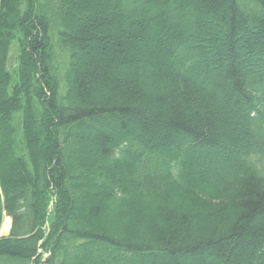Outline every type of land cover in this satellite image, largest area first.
Masks as SVG:
<instances>
[{
	"label": "trees",
	"instance_id": "1",
	"mask_svg": "<svg viewBox=\"0 0 264 264\" xmlns=\"http://www.w3.org/2000/svg\"><path fill=\"white\" fill-rule=\"evenodd\" d=\"M6 217L0 264H264V0H0Z\"/></svg>",
	"mask_w": 264,
	"mask_h": 264
},
{
	"label": "rangeland",
	"instance_id": "2",
	"mask_svg": "<svg viewBox=\"0 0 264 264\" xmlns=\"http://www.w3.org/2000/svg\"><path fill=\"white\" fill-rule=\"evenodd\" d=\"M16 60H17V48H16V46H13L11 48V53H10V66H11V68H14L16 66V64H17ZM6 220H7V218L4 219L3 225L6 222ZM3 225H2V227H3ZM0 233L2 236L7 234V232L6 233L2 232V228H1Z\"/></svg>",
	"mask_w": 264,
	"mask_h": 264
},
{
	"label": "bare ground",
	"instance_id": "3",
	"mask_svg": "<svg viewBox=\"0 0 264 264\" xmlns=\"http://www.w3.org/2000/svg\"><path fill=\"white\" fill-rule=\"evenodd\" d=\"M9 224H10V221H9V219H7L6 222L4 223L3 227H2V232L3 233H6L8 231Z\"/></svg>",
	"mask_w": 264,
	"mask_h": 264
}]
</instances>
